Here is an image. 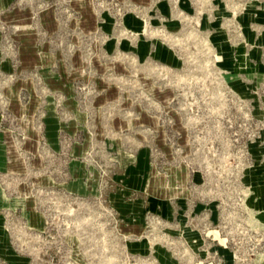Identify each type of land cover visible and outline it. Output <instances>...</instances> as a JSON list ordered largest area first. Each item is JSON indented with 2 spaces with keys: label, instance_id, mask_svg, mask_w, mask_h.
I'll list each match as a JSON object with an SVG mask.
<instances>
[{
  "label": "rangeland",
  "instance_id": "obj_1",
  "mask_svg": "<svg viewBox=\"0 0 264 264\" xmlns=\"http://www.w3.org/2000/svg\"><path fill=\"white\" fill-rule=\"evenodd\" d=\"M0 264H264V0H0Z\"/></svg>",
  "mask_w": 264,
  "mask_h": 264
}]
</instances>
